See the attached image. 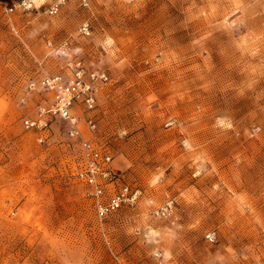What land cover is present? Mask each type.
<instances>
[{
    "label": "rangeland",
    "instance_id": "rangeland-1",
    "mask_svg": "<svg viewBox=\"0 0 264 264\" xmlns=\"http://www.w3.org/2000/svg\"><path fill=\"white\" fill-rule=\"evenodd\" d=\"M63 39L70 56L48 45ZM77 54L110 75L97 132L143 190L103 219L81 139L22 124L50 97L31 81ZM0 264H264V0H70L56 15L0 0Z\"/></svg>",
    "mask_w": 264,
    "mask_h": 264
},
{
    "label": "built area",
    "instance_id": "built-area-1",
    "mask_svg": "<svg viewBox=\"0 0 264 264\" xmlns=\"http://www.w3.org/2000/svg\"><path fill=\"white\" fill-rule=\"evenodd\" d=\"M70 0H5L6 11L11 15L17 12H35L44 10L56 15L65 3ZM82 6L88 7L92 0H76ZM78 30L83 35L91 34V25L84 21ZM49 47L59 56L66 57L72 49V42L63 39L57 43L48 42ZM66 72L44 74L38 80L30 83L31 90H41L50 94L49 104L38 106L36 117L23 120L28 130L36 129L49 132L51 122L61 118L71 125L70 134L73 138H81V116L76 112L82 108L84 120L89 128L96 131L99 126L98 95L101 84L110 81L109 73L101 68L93 67L82 59L71 58L66 61ZM53 119V120H52ZM45 137H40L44 142ZM80 166L77 176L87 186L86 195L93 200L99 218L107 216L125 207H136L143 190L128 182H121L119 174L114 170V155L109 147L97 137L80 140ZM153 202L152 199L149 200ZM173 201L169 200L164 206L156 208V215H167L172 211ZM215 232L207 234L210 240L215 239Z\"/></svg>",
    "mask_w": 264,
    "mask_h": 264
},
{
    "label": "crops",
    "instance_id": "crops-1",
    "mask_svg": "<svg viewBox=\"0 0 264 264\" xmlns=\"http://www.w3.org/2000/svg\"><path fill=\"white\" fill-rule=\"evenodd\" d=\"M93 1V0H92ZM92 1H91V3H92ZM35 12H45L44 10H39V11H35ZM29 13V12H28ZM83 23V22H82ZM81 23V24H82ZM80 24V25H81ZM51 41V40H50ZM52 51V50H51ZM68 56H70V54L68 55ZM70 58V57H69ZM71 58H79V59H82L85 63H87L86 62V60H85V58H84V56H82V55H75L74 57H71ZM68 60V59H67ZM66 60V61H67ZM66 61H65V64L62 66L63 68H64V72H66L67 71V69H66ZM88 64V63H87ZM88 65H91V66H93V67H98V68H101V69H104V68H102L100 65H98V66H96L95 64H93V63H90V64H88ZM105 70V69H104ZM109 83V82H108ZM108 83H102L101 84V91H100V93H99V95H98V101H99V109H98V119H99V124H100V121H101V119H102V117H103V113H102V108H101V101H100V95H101V92H102V90L104 89V87L108 84ZM50 101H51V98L49 97V98H46L45 99V101L43 100V104H45V105H47V104H49L50 103ZM76 112L81 116V124H80V129H81V138H79V139H89V138H92V137H97L99 140H101V138H100V136L98 135V129L96 130V131H93V130H91L90 128H89V126H88V124H87V122L84 120V118H82V116H84V113H83V111H82V108H77L76 109ZM37 114H38V107L35 109V110H33L32 112H30V113H28V114H26L25 116H24V118L22 119V124H23V120L25 119V118H28V117H32V118H34V117H36L37 116ZM53 120V119H52ZM57 122H61V123H63L64 124V126L66 127L65 129H66V132L68 133V135H69V137L71 136V134H70V130H71V125L67 122V121H65V120H63V119H61V118H55L52 122H51V125H50V131L49 132H47V131H45V132H41V131H38V130H36V129H30L31 131H34V134L35 135H37V139L39 140L40 139V137H45L46 139H45V141L47 140V141H52L53 139H55V134H54V130H55V128H54V124L55 123H57ZM54 123V124H53ZM23 126H24V124H23ZM84 127H87V131H85V128ZM25 128V127H24ZM72 137V136H71ZM75 139H78V138H75ZM40 141V140H39ZM44 141V142H45ZM102 141V140H101ZM41 142V141H40ZM114 170H115V168H114Z\"/></svg>",
    "mask_w": 264,
    "mask_h": 264
}]
</instances>
